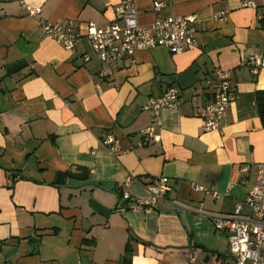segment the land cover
<instances>
[{"label":"crops","instance_id":"obj_1","mask_svg":"<svg viewBox=\"0 0 264 264\" xmlns=\"http://www.w3.org/2000/svg\"><path fill=\"white\" fill-rule=\"evenodd\" d=\"M25 1L41 13L0 0V264H189L192 248L200 263L235 264L227 234L201 208L233 213L264 163L256 105L264 67L256 74L249 62L264 57V0H134L143 25L197 17L195 46L141 50L134 64L102 63L86 39L71 50L41 29L42 20L82 32L106 27L120 0ZM217 68L232 72L236 97L227 124L206 131L200 111L212 101L207 80ZM170 86L181 106L163 110L159 140L142 144L151 124L145 106ZM110 133L114 155L101 145ZM246 166L230 189L233 172ZM161 175L169 178L165 198L134 206Z\"/></svg>","mask_w":264,"mask_h":264},{"label":"built area","instance_id":"obj_2","mask_svg":"<svg viewBox=\"0 0 264 264\" xmlns=\"http://www.w3.org/2000/svg\"><path fill=\"white\" fill-rule=\"evenodd\" d=\"M19 2L29 15H39L41 8L30 6L25 0H12ZM244 6L254 5L245 2ZM164 3L156 1L154 8L161 10ZM2 7L0 6V14ZM226 12L219 13V17L226 18ZM41 29L47 38L56 40L67 49H75L78 44L86 39L92 51L102 63H119L124 60L136 62L135 56L138 51L149 50L155 47H166L174 54L185 52L197 43V17L196 16H168L158 17L151 24L143 25L138 21V15L134 0H120L116 8V18L106 27H99L94 23L88 24L85 32L80 31L74 23L61 25L49 21H41ZM91 55L83 57L88 62ZM254 73H258L264 67V57H251L249 60ZM108 76L106 72L101 73ZM207 86L211 90L212 101L201 111L200 116L204 122L206 131H219L228 122V111L235 101L236 93L232 86V72L228 69L217 68L213 77L207 80ZM182 100L179 90L170 86L161 96L152 97L145 106V110L151 113V124L141 130L143 135L142 144L151 140H159L157 133L158 120L163 110H177ZM101 145L110 153L116 154L118 147L115 144L113 134H108ZM249 166L242 167L233 172L229 188L238 183L240 172H248ZM132 177L126 181L127 186L132 183ZM149 191L147 200H136L137 208H153L157 202L167 195L170 190L169 178L155 176L146 185ZM199 191H206L219 198L220 193L214 188L197 185ZM226 195H229L227 193ZM130 192L123 195V199L131 200ZM185 210H191V206L176 202ZM119 212L125 208L120 207ZM201 212L208 215L215 228L227 234L228 246L234 257L235 264H264V163L257 166L254 185L243 201H238L233 213L220 214ZM189 264L200 263L195 250L189 252Z\"/></svg>","mask_w":264,"mask_h":264},{"label":"trees","instance_id":"obj_3","mask_svg":"<svg viewBox=\"0 0 264 264\" xmlns=\"http://www.w3.org/2000/svg\"><path fill=\"white\" fill-rule=\"evenodd\" d=\"M262 29L264 30V13L262 19L260 20ZM256 105L258 108L259 116L261 118L262 124L264 126V90H259L256 94Z\"/></svg>","mask_w":264,"mask_h":264}]
</instances>
